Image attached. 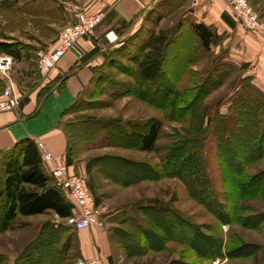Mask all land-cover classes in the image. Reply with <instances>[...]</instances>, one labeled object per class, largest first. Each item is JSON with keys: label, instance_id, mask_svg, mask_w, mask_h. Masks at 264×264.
I'll return each instance as SVG.
<instances>
[{"label": "rangeland", "instance_id": "1", "mask_svg": "<svg viewBox=\"0 0 264 264\" xmlns=\"http://www.w3.org/2000/svg\"><path fill=\"white\" fill-rule=\"evenodd\" d=\"M182 1L167 0L157 4L138 30L122 40H108L110 46L106 53L126 41L121 51H116L109 59V63L114 61L118 65L106 64L108 60L104 57L101 70L107 75L106 82L89 88L66 118V122L75 123L85 116L102 122L120 121L129 131H144L145 122L157 119L161 129L156 149L143 151L136 138L125 135L111 142L107 138L108 130L88 142V137H95L98 127L79 123L71 128L73 135L69 134L77 156L87 157V160L106 156L104 162H107L102 158L100 165L94 166L91 172L80 169L77 172L86 176L95 198L100 200L98 208L103 226L99 228L108 231L117 264H264V177L261 178L264 176V152L247 160L243 155L248 154L241 147V162L245 164L242 168L230 166L218 149L214 123L220 113L231 111L239 95L248 92L245 87L249 82L237 66L223 62V52H216L214 47L204 51L196 44L189 32L190 10ZM249 1L259 15L261 28L264 26V0ZM3 23L0 16V39L14 43L23 55L20 60L13 57L9 70L19 89L20 107L24 97L41 81L38 51L46 52L50 44L54 47L60 42L66 25L56 32L38 31V35H51L48 43L37 41V31H12L10 34L11 31H4L6 24ZM153 35L165 39L162 45L165 70L155 98L156 84L138 79V64L132 60L143 59L151 51L148 43ZM73 36L74 31H71L70 37ZM4 55L9 54L0 52V57ZM218 77L220 81L216 80V86L208 88ZM1 81L3 89L6 83ZM187 140L191 141L188 146L197 147L202 157L201 176L210 183L207 194L197 192L184 178L163 167L165 155ZM130 162L149 164L159 178L120 184L109 176L115 167L132 175V169L128 168ZM253 182L259 186L250 188ZM213 198L223 204L222 209ZM154 204L175 210L195 226L198 240L192 245L184 237L171 238L159 227L164 223L163 215L147 210L143 218L160 234L156 239L159 246H149L151 238L147 240L143 235L144 242L138 251L127 250L123 232L136 238L141 236L134 226L136 221L126 223L125 216L135 214L131 211L134 206ZM137 212L135 216L139 215ZM76 232L51 210L40 215H21L10 229L0 228V264H14L15 261V264H29L28 259L21 258L23 255L37 258V250L33 248H40V240L52 242L50 245L56 252L52 256L44 255L35 263L33 261L34 264H76L80 258ZM68 242L70 246L64 253L63 247ZM218 245L220 250L213 251Z\"/></svg>", "mask_w": 264, "mask_h": 264}, {"label": "trees", "instance_id": "2", "mask_svg": "<svg viewBox=\"0 0 264 264\" xmlns=\"http://www.w3.org/2000/svg\"><path fill=\"white\" fill-rule=\"evenodd\" d=\"M189 28L192 39L204 51H209L212 45L218 43L222 39V35L213 27L203 22H193L191 20ZM164 40V37L161 35L159 37L153 35L148 43V47H152L151 51H148L143 59H132L138 64V79L144 83L156 84L153 91V98L157 96L158 88L161 84V77L165 70L164 51L162 50ZM125 42L126 41H122L119 47L106 53V59L108 60L106 64H111V66L118 65V63L114 61L109 63V59L112 55H115L116 51L120 50ZM0 52H5L18 60L23 56L21 49L16 47L14 43L2 41L1 39ZM103 64L97 67L95 77L96 85H100L103 81L106 82L107 80V75L101 70ZM217 79H219V77L216 78L215 81H211L208 88L212 89L213 86L215 87ZM245 79L249 82V86L245 87L248 92L239 95L237 100L233 103V107L230 109L231 111L227 114L220 113L214 121L220 154L225 156L230 166H239L241 168L242 165L245 164L241 162L243 161L240 152L242 148H244L248 154V156L243 155L246 156L247 160L248 157L253 159L259 156L258 154L264 152V92L252 83L250 77H245ZM78 100L79 99H77V101ZM77 101L69 110H73ZM78 121V123L72 122L67 125L66 132L68 137L69 134L73 135L71 128H74L75 125L82 123L92 126L94 124L98 127V131L95 137L94 135L90 138L88 137V142L91 139L95 140L100 132L108 130L109 135L107 134V138L110 139L111 142L117 141L118 137L121 135H125L127 138L134 137L138 140V147L143 151H153L156 149L161 129V122L154 118L144 123L146 126L144 131H129L124 129L120 121L102 122L103 120H98L92 116H85ZM76 142L79 144L78 141L75 140V143ZM190 142V140H187L173 147L165 155V164L163 167L170 173L184 178L191 188L204 195L209 193L210 183L206 178L201 176L203 160L202 157L198 155L197 147L188 146ZM69 145L67 163L72 164L74 156H77V152L74 150V145L70 144V141ZM0 155H2V173H0V228L2 230L10 229L13 222L21 215H37L50 210L54 211L60 218H66L72 214L71 201L66 194L54 184L51 175L45 171L38 145L34 140L24 138L18 141L13 148L1 152ZM102 158L104 162L106 156L94 157L88 160V171L91 172L94 166L100 165V160H102ZM106 162L105 160L104 163ZM128 165L130 166L128 168L133 171V173H131L132 175L129 176L124 170L119 171V169L115 167L109 176L120 184H129L140 180L159 178L154 167L149 164L130 162ZM145 170H147L148 173H146ZM263 177L264 176L261 178ZM87 182L89 184V181ZM258 186L257 182H253L250 188H257ZM246 187L249 188V185ZM213 202L221 209L223 208V204L216 201L215 198H213ZM96 203L97 205L100 204L98 198H96ZM147 210L154 214H159V216L163 215L164 223L159 227L171 238H185L184 240L192 245L198 240L195 226L181 218L175 210L163 208L155 204L141 207L134 206L131 211L135 214L139 211V213L137 212L139 217L133 214L129 217L125 216L127 218L125 220L126 223L136 221L133 223L141 238L126 235L125 233L127 231L123 232V242L127 250L131 249L133 251H138L144 242L142 241L143 235L147 240L150 238L153 239H150L151 242L148 243L149 246H159L156 239L159 238L160 234L155 227H151L152 225L146 223L143 218V212L145 213ZM38 243L39 242H37V244ZM40 243V248L37 246L33 248V250H37V258H32V255L31 257L29 255H23L21 259H28L30 262L29 264H34L36 260L42 259L44 255L48 257L47 255L52 256L53 253L56 252V248L50 245L52 242L40 240ZM69 246L68 242L65 247H63L64 253H66ZM220 248V245L214 246L213 251L216 249L220 250Z\"/></svg>", "mask_w": 264, "mask_h": 264}, {"label": "crops", "instance_id": "3", "mask_svg": "<svg viewBox=\"0 0 264 264\" xmlns=\"http://www.w3.org/2000/svg\"><path fill=\"white\" fill-rule=\"evenodd\" d=\"M163 1L167 0H0L4 31H11L10 34L37 31L38 42L49 43L47 39L51 37L38 35V31H59L74 22L80 12L104 14L103 21L77 48L62 57L48 79L39 72L41 81L24 97L18 109L0 113V153L30 138L37 145L42 142L56 161L67 162L70 145L66 127L72 123L66 122L69 109L96 84V70L106 56L108 40L116 42L138 30L147 14ZM182 2L188 6L193 22H203L222 35L212 47L223 52V62L237 66L243 71L242 77H250L264 92V26L257 30L246 28L231 16L226 0ZM50 49L51 44L47 51ZM1 80L0 77V88ZM38 149L41 154L39 146ZM87 162V157L74 156L70 165L76 172L78 169L87 172ZM43 166L50 175L49 167ZM76 239L80 258L91 264H117L109 233L104 228L78 230Z\"/></svg>", "mask_w": 264, "mask_h": 264}, {"label": "built area", "instance_id": "4", "mask_svg": "<svg viewBox=\"0 0 264 264\" xmlns=\"http://www.w3.org/2000/svg\"><path fill=\"white\" fill-rule=\"evenodd\" d=\"M226 1L229 4V12L236 21L250 30L259 29V15L249 0ZM103 18L104 14L101 12L78 13L76 20L67 24L62 30L64 37L60 42L46 52H38L39 72L44 79L49 78L51 70L56 67L62 57L71 49L77 48L80 38L90 35L103 21ZM71 31H74L73 37H70ZM12 63L11 55L0 57V77L6 83L0 95V113L18 109L21 102L18 95L19 89L9 74ZM38 146L41 149L42 162L49 167L54 184L66 194L72 203V214L62 218L63 223L76 231L93 226L102 227L101 212L87 178L76 172L67 162L56 161L53 153L46 149L42 142H39ZM76 264H91V262L78 258Z\"/></svg>", "mask_w": 264, "mask_h": 264}]
</instances>
